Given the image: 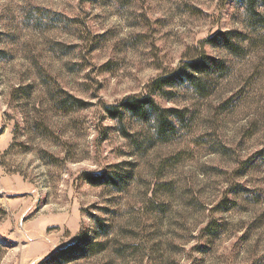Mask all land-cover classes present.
Wrapping results in <instances>:
<instances>
[{"label": "rangeland", "instance_id": "1", "mask_svg": "<svg viewBox=\"0 0 264 264\" xmlns=\"http://www.w3.org/2000/svg\"><path fill=\"white\" fill-rule=\"evenodd\" d=\"M245 20L236 0H0V264L79 241L94 254L64 264H264V43L208 42ZM201 54L230 70L157 98L186 111L177 138L109 117Z\"/></svg>", "mask_w": 264, "mask_h": 264}, {"label": "trees", "instance_id": "2", "mask_svg": "<svg viewBox=\"0 0 264 264\" xmlns=\"http://www.w3.org/2000/svg\"><path fill=\"white\" fill-rule=\"evenodd\" d=\"M245 7L246 27L250 33L238 31L218 33L208 42L226 51L228 54L243 57L249 46L264 43V0H236ZM230 68L224 60L201 54L198 58H189L178 69L153 79L147 86V94L142 97H127L118 105L106 107L109 117L122 123L127 117L140 123L152 124L157 138L162 142L171 141L179 136L180 130L188 128V115L185 110L164 108L157 98L172 99L176 90H192L200 97L210 96L214 90L213 81L219 76L228 74ZM89 181L98 184L97 176L89 177ZM100 228L105 225L97 218ZM81 240V238H80ZM94 244L88 242L82 246L77 244L61 250L57 264H64L77 258H84L92 251ZM92 251V252H90ZM57 255H55V258Z\"/></svg>", "mask_w": 264, "mask_h": 264}]
</instances>
